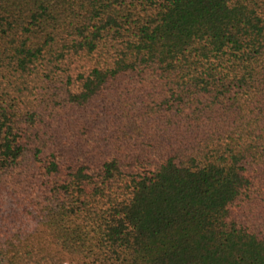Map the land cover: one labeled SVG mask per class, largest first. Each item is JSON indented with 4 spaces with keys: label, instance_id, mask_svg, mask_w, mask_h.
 <instances>
[{
    "label": "trees",
    "instance_id": "16d2710c",
    "mask_svg": "<svg viewBox=\"0 0 264 264\" xmlns=\"http://www.w3.org/2000/svg\"><path fill=\"white\" fill-rule=\"evenodd\" d=\"M0 264H264V0H0Z\"/></svg>",
    "mask_w": 264,
    "mask_h": 264
}]
</instances>
